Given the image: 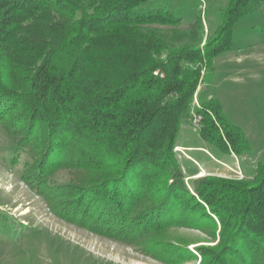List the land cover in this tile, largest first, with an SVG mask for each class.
Instances as JSON below:
<instances>
[{
  "label": "trees",
  "instance_id": "obj_1",
  "mask_svg": "<svg viewBox=\"0 0 264 264\" xmlns=\"http://www.w3.org/2000/svg\"><path fill=\"white\" fill-rule=\"evenodd\" d=\"M146 1L0 0V122L18 107L30 137L34 122L41 126L47 157L36 169L40 179L46 162L107 172L81 188L98 202L95 209L77 207L91 218L85 221L90 228L113 233L132 213L143 216L144 226L152 222L148 231L167 227L185 195L219 222L218 206L228 219L239 217L237 231L210 251V264H228L229 252L243 264H264V161L246 185L212 173L190 176L174 151L204 60L217 46L174 45L159 26L174 28L180 17ZM253 1L231 0L232 20ZM201 103L198 132L207 145L216 153L246 152L243 130L212 97ZM186 165L197 168L194 161ZM95 189L107 200L100 202Z\"/></svg>",
  "mask_w": 264,
  "mask_h": 264
},
{
  "label": "rangeland",
  "instance_id": "obj_2",
  "mask_svg": "<svg viewBox=\"0 0 264 264\" xmlns=\"http://www.w3.org/2000/svg\"><path fill=\"white\" fill-rule=\"evenodd\" d=\"M230 1L147 0L144 4L169 9L180 17L174 28L159 26L174 45L188 42L203 48L207 41L215 43L216 52L204 60L207 64L200 71L196 98L202 107L201 100L212 97L223 116L243 130L248 145L243 154L216 153L188 121L181 125L174 146L183 172L244 179L249 185L256 164L264 161V0H254L252 9L233 20V11L228 12ZM23 118L16 107L0 122V264H210V251L236 230L239 217L228 219L225 207H217V215L223 212L219 222L185 195L179 198L174 221L167 227L148 231L152 222L144 226L143 216L132 213L113 233L90 228L85 221L91 218L77 207L95 209L98 202L90 199L89 192L81 194V188L107 172L46 162L40 179L36 169L45 156L46 138L38 122L30 137ZM179 142L205 148L194 152L195 159L193 150ZM188 161H194L197 168L188 167ZM92 191L98 200L103 197L100 202L107 200L108 195H101L99 189ZM228 255L237 257L227 253L228 264H243ZM244 264L259 261L247 259Z\"/></svg>",
  "mask_w": 264,
  "mask_h": 264
},
{
  "label": "built area",
  "instance_id": "obj_3",
  "mask_svg": "<svg viewBox=\"0 0 264 264\" xmlns=\"http://www.w3.org/2000/svg\"><path fill=\"white\" fill-rule=\"evenodd\" d=\"M158 70H156L155 72H157ZM200 104L199 101L196 98V92H194L193 94V100H192V104H191V109H190V115H189V121L190 124L194 127V128H200L202 125V113L200 111H198V109L200 108ZM178 148V147H176Z\"/></svg>",
  "mask_w": 264,
  "mask_h": 264
},
{
  "label": "crops",
  "instance_id": "obj_4",
  "mask_svg": "<svg viewBox=\"0 0 264 264\" xmlns=\"http://www.w3.org/2000/svg\"><path fill=\"white\" fill-rule=\"evenodd\" d=\"M180 143V142H179ZM180 145H187V147L189 148V149H191V150H193L192 152L194 153V152H196V151H198V150H202V149H204L205 147L204 146H202V145H189V144H184V143H180ZM208 150V149H207ZM210 152V151H209ZM194 154H196V153H194ZM211 155H212V157L216 160V161H219V162H221V163H223L222 161V159H220L219 157L217 158V157H215V156H213V154L211 153ZM230 155L231 156H233V155H235L234 153H230ZM196 156H197V154H196ZM197 158H198V156H197ZM195 160V159H194ZM196 162H197V160H195Z\"/></svg>",
  "mask_w": 264,
  "mask_h": 264
}]
</instances>
